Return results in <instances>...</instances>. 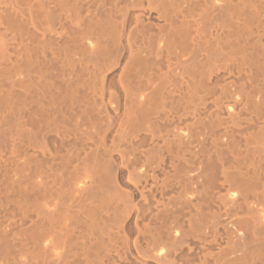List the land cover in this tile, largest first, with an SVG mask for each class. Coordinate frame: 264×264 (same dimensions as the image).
<instances>
[{
  "label": "bare ground",
  "instance_id": "1",
  "mask_svg": "<svg viewBox=\"0 0 264 264\" xmlns=\"http://www.w3.org/2000/svg\"><path fill=\"white\" fill-rule=\"evenodd\" d=\"M0 264H264V0H0Z\"/></svg>",
  "mask_w": 264,
  "mask_h": 264
}]
</instances>
